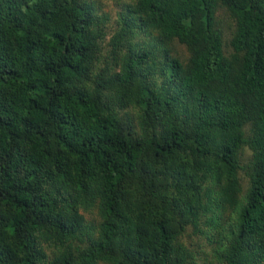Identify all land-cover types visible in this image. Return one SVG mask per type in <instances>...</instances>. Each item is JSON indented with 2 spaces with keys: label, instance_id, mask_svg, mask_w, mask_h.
I'll return each instance as SVG.
<instances>
[{
  "label": "trees",
  "instance_id": "obj_1",
  "mask_svg": "<svg viewBox=\"0 0 264 264\" xmlns=\"http://www.w3.org/2000/svg\"><path fill=\"white\" fill-rule=\"evenodd\" d=\"M102 1L0 0V264H264V0Z\"/></svg>",
  "mask_w": 264,
  "mask_h": 264
},
{
  "label": "rangeland",
  "instance_id": "obj_2",
  "mask_svg": "<svg viewBox=\"0 0 264 264\" xmlns=\"http://www.w3.org/2000/svg\"><path fill=\"white\" fill-rule=\"evenodd\" d=\"M112 5H113V4H112V2H111L110 0H103V1H102V8H103V10H104V11H109L110 14H111V18H113V16H114V9H113V6H112ZM218 20L221 22V24H223V23L225 22V17H224V15L221 14V15L218 17L217 21H218ZM111 30H112V28L110 27V28H108L107 32L110 33ZM200 262H201V261L198 260V261H197V264H201Z\"/></svg>",
  "mask_w": 264,
  "mask_h": 264
}]
</instances>
